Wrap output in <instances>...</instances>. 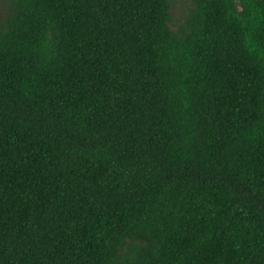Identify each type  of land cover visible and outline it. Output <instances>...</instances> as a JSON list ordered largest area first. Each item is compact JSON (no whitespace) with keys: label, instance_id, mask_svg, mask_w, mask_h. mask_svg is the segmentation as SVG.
<instances>
[{"label":"trees","instance_id":"16d2710c","mask_svg":"<svg viewBox=\"0 0 264 264\" xmlns=\"http://www.w3.org/2000/svg\"><path fill=\"white\" fill-rule=\"evenodd\" d=\"M4 0L0 240H264V0ZM0 264H264V241H0Z\"/></svg>","mask_w":264,"mask_h":264},{"label":"rangeland","instance_id":"374dc122","mask_svg":"<svg viewBox=\"0 0 264 264\" xmlns=\"http://www.w3.org/2000/svg\"><path fill=\"white\" fill-rule=\"evenodd\" d=\"M171 3L170 13L172 14L173 21L177 19L185 9L188 0H169ZM4 0H0V15L3 13Z\"/></svg>","mask_w":264,"mask_h":264}]
</instances>
